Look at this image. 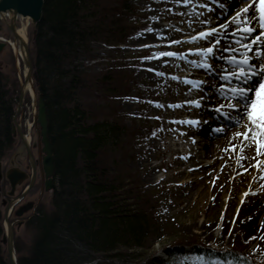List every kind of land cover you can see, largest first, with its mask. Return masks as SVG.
<instances>
[{"label": "trees", "instance_id": "obj_1", "mask_svg": "<svg viewBox=\"0 0 264 264\" xmlns=\"http://www.w3.org/2000/svg\"><path fill=\"white\" fill-rule=\"evenodd\" d=\"M129 1L44 0L42 18L31 36V54L36 90L47 106L56 187L51 206L29 222L34 234L27 249L22 251L16 244L19 264H86L94 260L91 264H137L129 261L130 250L158 234V216L147 202L135 199L138 191L136 197L130 193L124 168L116 160L101 157L114 145L115 136L122 134V126L117 118L109 121L93 115L98 108L87 102L88 93L94 98L117 99L125 90L130 95V88L120 86L118 79L127 67L114 60L97 77L80 62L83 55L93 59V43L121 47L139 32L141 20L131 23L128 19L136 14ZM18 89V81L9 82L0 67V159L13 147ZM2 223L0 206V264H10L2 242ZM167 252L181 250L167 248ZM193 252L198 255L202 250L194 246ZM244 252L238 245L227 256L244 261ZM151 261L161 264L156 258Z\"/></svg>", "mask_w": 264, "mask_h": 264}, {"label": "rangeland", "instance_id": "obj_2", "mask_svg": "<svg viewBox=\"0 0 264 264\" xmlns=\"http://www.w3.org/2000/svg\"><path fill=\"white\" fill-rule=\"evenodd\" d=\"M240 1L236 0V2ZM128 4L136 10L135 15L128 17L129 21L135 23L137 20H141L142 26L139 28V32L149 26L153 27L155 23H160L165 27L166 23L172 20L164 17L174 11L172 0H131ZM238 9L237 5L234 6L230 11V17L232 12L234 13ZM212 16L215 15L209 14L208 17L211 18ZM150 17H159V19L151 20ZM232 28H235V26ZM259 30L253 33V36L258 35ZM32 32V27H30V53L32 49ZM4 33L6 38L13 39L10 31L8 32L6 29ZM137 33L128 40L126 45H120L121 47H110L103 45L101 42H95L92 44L93 51L90 54L93 59L88 60L86 55L80 57V62H83L90 73L97 75V77L102 76L107 66L115 62L114 60L127 67L118 74V79L120 86L130 88V95L125 90L122 91L121 97H117V99L112 96L94 98L93 94L88 93L87 102L90 107L98 108L93 115L109 119V121L117 118L116 122L123 128L122 134L119 137L118 135L115 136V140L112 142L114 145L106 148V154L102 153L101 157L109 162L116 160L117 165L124 168L131 188L130 193L136 197L135 192L138 191V198L135 199L142 203L147 202L148 206H152L155 217L158 216L159 228L156 230L158 234L150 236L142 247L130 250L129 261L137 264H152L151 259L156 258L160 260L161 264H177V262L188 258L186 263L191 264L192 260L201 258L200 261H197V264H201V262L202 264H218L219 262L223 264H264V239H262L264 235H259L258 232H249L244 226L243 215L246 207L243 205L246 204L239 201H241L240 197L246 186V180H241L237 176L227 177L225 181H220L215 189L209 188L205 200L198 206H187L186 200H182L178 204L181 187L174 186L171 181L167 184L162 182V178L169 179L171 177V168H169L171 157L167 152L162 151L164 139H168L169 136L167 137L165 117L157 110L155 104L159 103L164 106V100L158 97L157 94H160L164 89V86H162L164 84L160 82L159 78L162 79L167 74L163 72V76L156 75L158 70L152 60L141 58L148 57L153 52L170 50L167 48L141 47L142 45L154 44H151L148 39H142L147 32H144V35L140 37H137ZM174 39H177V37L171 36L160 43L170 42ZM187 49H177L176 52L185 53ZM190 59L193 60L194 57ZM125 61H131L132 64L127 62L126 65ZM200 61L198 60V62ZM18 64L15 53L12 51L11 45L8 44L0 53V67L8 76L9 82L16 79L19 83L18 67L23 71L21 58ZM149 69L154 71H149ZM168 76L175 75L169 73L166 78ZM199 78L207 79L204 73ZM236 85L238 84H232L231 86ZM133 97L138 99H131ZM155 113H157L156 117H159V119L154 117ZM22 115L23 123L29 116L32 119V102L29 94L25 98ZM232 115H236V113L233 112ZM19 118L20 116H18ZM154 131L156 132L155 136L152 135ZM155 143L157 147L154 146ZM13 150L11 148L0 159L1 162L3 159L5 160V163L2 162V167L3 164L4 166L9 164V156ZM16 152L15 150L13 153ZM145 155H152V158L145 160ZM13 158H16V156L13 155L11 159ZM159 164H161L162 169L157 168ZM128 196L131 195L128 194ZM43 200L46 208L50 207L52 193L45 194ZM248 211L251 210L248 209ZM205 218L208 219L209 224H213L210 233L201 234L196 227L187 229L191 219L203 220ZM33 234L34 228L31 224L15 226V246L17 244L22 251H25L33 238ZM252 237H255V239H252ZM238 245L244 249V253L247 255L245 258L243 257L244 261L242 262H237L227 256L234 249L237 250ZM194 246H199L202 252H206V254L209 252L208 255L201 254L202 252L195 255L193 252ZM167 248H178L181 252L168 254ZM223 256L226 257L223 259ZM94 262L96 260L86 264Z\"/></svg>", "mask_w": 264, "mask_h": 264}, {"label": "bare ground", "instance_id": "obj_3", "mask_svg": "<svg viewBox=\"0 0 264 264\" xmlns=\"http://www.w3.org/2000/svg\"><path fill=\"white\" fill-rule=\"evenodd\" d=\"M248 1L193 0L192 4L185 6L183 3H175L172 0L174 11L164 16L172 20L167 22L165 27L160 23H155L153 26L154 29L160 31V37H158L156 32H147L142 39L150 40L151 44L156 46V49L167 48L170 51L176 52L177 49L188 48L184 53L187 55V61L202 63L205 58L190 53L189 50L211 47L215 43L214 37L194 43L184 42L170 45V42H160L165 41L171 36L177 37L174 40L188 41L190 37L196 36L199 32L207 31L210 28H219L221 24L228 23L240 9L246 7L249 3ZM250 1L252 2V0ZM194 4H206L213 10L208 11L207 8L198 6L194 9ZM236 5L237 9H239L236 12L234 11V13L232 12V16L230 17V11ZM193 11L203 13V15L197 17L191 14ZM180 13L184 15H180ZM209 14L215 16L210 18L208 17ZM205 20L210 21V23H200V21ZM24 24L20 23L18 31L23 37H27L26 30L28 29L29 31L30 23L26 21ZM167 25H171L172 27L169 28ZM234 26L229 24L226 32L224 30L220 31V44L215 51V55L208 58V63L212 66L211 69L195 67L193 64L179 58L163 57L161 59H152V63L157 67L158 72H165L167 75L173 73L178 77L176 80L171 79V76L166 78L167 75L166 77L163 76L162 79L159 78L160 82L164 84L162 85L164 89L157 96L164 100V106L157 107V110L165 117L167 137L169 136L170 138L164 139L162 151L167 152L171 157L169 160L171 177L169 179L162 178L161 180L165 182L164 184L171 181L174 186L181 187V196L177 202L180 204L182 200H186L187 206H198L203 203L209 188L215 189L220 181H225L229 176H237L241 180H246V186L242 191L241 201H239L246 204L243 205L246 207L245 214L243 215L244 226L249 232H258L259 235H264V154L257 156V146L253 144L252 147L245 148L243 152V155L247 159L240 160L238 164L237 161L241 153L239 150L236 152L231 151L230 141L235 145L240 144V140L233 139V137L235 133L244 131L247 119H242L240 124L236 125L235 121L231 118H226L224 115L214 111L218 105L227 103V100L221 97L217 90L222 85L232 87V84L240 83L233 80L229 84L227 81L220 79L224 69L233 70L232 65L220 57L239 56V51H243L240 45L235 43L240 37L232 35V32L235 30V28H232ZM5 41L11 45L14 53L17 52V45L13 43V39H5ZM230 45L239 51L235 53L222 51V49L228 48ZM249 55H252V53ZM191 57H194V59H190ZM198 60L202 61L198 62ZM252 63L259 67L261 61L253 59ZM202 73L206 75L207 79L199 78L200 75L202 76ZM186 79L202 81L203 83L199 87L193 88L192 85L182 82ZM188 100H199L201 107L197 108L185 103ZM176 104H181L183 107H169V105ZM223 111L227 112L228 110L224 109ZM157 113L154 114V117H156ZM185 120H195L199 121V123L196 125L177 123ZM26 121V125L30 127L32 125L31 119H27ZM215 129H223V131L217 132ZM197 135L203 136L200 140L204 142V145L200 146L198 151H193V146L191 149V146L187 147L186 143L191 145L189 143L190 137ZM27 139L30 140V137L27 136ZM196 140L199 139L197 138ZM154 146L157 147V144L155 143ZM225 149H229V151L226 152ZM261 151L264 152V148ZM150 158H152V155H145L144 159L149 160ZM258 161L261 162L260 166L254 167ZM240 164L243 167H240ZM157 168L162 169L161 164L157 165ZM245 169L247 170L245 171ZM248 209L251 211H248ZM192 227L198 228L201 234H205L211 232L213 224H209L207 218L203 220L191 219V222L187 225V229H191ZM218 264L223 263L219 262Z\"/></svg>", "mask_w": 264, "mask_h": 264}, {"label": "snow or ice", "instance_id": "obj_4", "mask_svg": "<svg viewBox=\"0 0 264 264\" xmlns=\"http://www.w3.org/2000/svg\"><path fill=\"white\" fill-rule=\"evenodd\" d=\"M175 3H183L185 6L193 3V0H173ZM207 8L208 11H212L213 9L209 8L206 4H194L195 7ZM221 7H223L221 5ZM170 11V10H169ZM197 17L203 15V13L195 12L193 13ZM180 15H184L180 13ZM151 20H158L159 17H150ZM200 23L208 24L210 21H200ZM229 24L235 25V30L232 32L233 36H239L240 38L235 41L236 44L240 45V48L243 51H239L237 48L232 47L231 45L228 48L222 49L223 52L235 53L239 51V56L230 55L227 57H220L221 59H225L228 64L232 65L233 70L229 71L227 69L223 70V74L220 76L221 80L227 81L229 84L233 80L240 82L236 86L226 87L224 85L218 89V93L221 97L227 100L226 104L218 105L214 111L224 115L226 118H231L235 121L236 125H239L241 120L246 118L247 124L244 125L243 132H237L234 134L233 139H239L240 144L231 145V151L236 152L239 150L241 155L238 158V164L240 160L247 159L243 155L245 148L252 147L255 144L256 147V155L260 156L264 154L261 151L264 148V0H252L251 3H248L246 7L240 9L236 13L234 17L228 23L221 24L219 28H210L207 31L199 32L196 36H192L188 41H180V40H171L170 45L172 44H181L184 42H197L199 40H207L209 37L215 38V43L208 48H197L190 49L189 52L195 55H199L204 57V61L202 63H197L196 61H187V55L184 53H177L173 51H161V52H153L148 57H142L141 59L152 60V59H161L163 57H173L179 58L181 60H185L188 63L193 64L195 67H203L205 69H211V65L208 63V58L215 55V51L220 44L219 33L221 30L227 31ZM257 26L260 29L258 35L253 36V33L257 32ZM167 27L171 28V25H167ZM179 31V29H177ZM144 32L152 33L156 32L158 37H160V31L154 29L149 26L141 32H138L137 37L143 36ZM251 37V39H249ZM134 38V37H133ZM255 46V48H254ZM143 48H152L156 47L155 45H142ZM252 53V55H249ZM253 59L261 61L259 67L256 64L252 63ZM167 63V61H165ZM149 71H154L153 69H149ZM156 75L163 76V72H157ZM171 79L176 80L178 77L172 76ZM183 83H187L192 85L193 88L199 87L202 81H193V80H184ZM128 99V98H126ZM136 100L138 98H131ZM185 103L195 106L197 108L201 107V103L199 100H188ZM156 107H163V105L156 103ZM169 107H183L181 104L169 105ZM227 109L228 111H223ZM235 112L236 115H232ZM159 119V117H156ZM177 123H184L188 125H196L199 121L195 120H185L179 121ZM215 131L220 132L223 129H215ZM153 136L156 135L154 131L152 133ZM225 151H229V149H225ZM261 162H257L254 167H259ZM240 167H243L240 164ZM247 169H245L246 171ZM247 195V193H246ZM255 239V237H252ZM264 239V237H262ZM188 258H185L184 261H179L177 264H186ZM201 258H196L191 261V264H197V261H200ZM202 264V262H201Z\"/></svg>", "mask_w": 264, "mask_h": 264}, {"label": "water", "instance_id": "obj_5", "mask_svg": "<svg viewBox=\"0 0 264 264\" xmlns=\"http://www.w3.org/2000/svg\"><path fill=\"white\" fill-rule=\"evenodd\" d=\"M43 6L44 0H0V53L8 45V42L5 41V39L8 38H6L4 33L7 29L13 37V43L17 45V52H15L17 65H19L18 63L20 58L23 63V71H21L20 67L17 66L19 78V98L16 105V112L13 117L12 132L14 135L19 134L22 138V144L19 146V149L21 152L27 150L34 167V158L31 153L30 142L27 139L28 135L23 131L20 121L23 113V104L26 96L29 94L32 102L33 121L39 124V137L40 142L43 145L42 152L44 153L43 166L46 177L48 178L47 188H50L52 187V177L55 174V157L52 143L48 136L47 106L43 95L38 93L36 90V74L34 73V64L30 53L29 31L28 29L26 30L27 37H23L18 31L20 23L24 24L27 21L30 23L29 28L32 27L33 32H35V27L43 15ZM18 116H20L19 119ZM12 163H14V161H12ZM3 176L2 162L0 161V180ZM5 177L11 183L12 190L10 193L13 194L17 183L24 180L27 177V173L19 168H11L6 171ZM33 181L34 174L30 185H32ZM15 201L16 199H12L9 202L3 218L4 234L2 242L6 244L10 264H19L15 246V229L13 222L9 218Z\"/></svg>", "mask_w": 264, "mask_h": 264}, {"label": "flooded vegetation", "instance_id": "obj_6", "mask_svg": "<svg viewBox=\"0 0 264 264\" xmlns=\"http://www.w3.org/2000/svg\"><path fill=\"white\" fill-rule=\"evenodd\" d=\"M18 81V80H17ZM19 87V83H18ZM23 116V115H22ZM21 116V124L23 131L30 137V148L31 153L34 158V167L30 160L29 153L26 151L21 152V150L18 148L22 144V138L19 134L14 135V146L12 147L14 150L9 156L8 165L4 166L3 164V178L0 180V198H1V207H3L5 214V210L7 208V205L12 199H16L11 212H10V220L13 222V226L15 229V226L26 224L28 225L29 222L43 209L45 208L44 204V195L48 193H52L56 187L55 184V175H53L51 180V186L50 188H47V180L44 166H43V157L44 153L42 152V143L40 142L39 137V124L37 122L33 121V116L31 119L32 125L28 127L26 125L25 121L23 123V119ZM31 116H29L27 119H30ZM25 119V120H27ZM25 128H24V127ZM37 132V135H36ZM19 149V150H18ZM17 151L16 153H13L14 151ZM13 155L16 156V158L11 159ZM11 161H14L12 163ZM5 163V160L3 161ZM11 168H19L20 170H23L27 173V177L22 180L21 182L17 183L14 193L11 194L12 186L8 179H6L5 174L8 169ZM34 174V181L32 185H30V182L33 178ZM30 185V186H29ZM3 214V218H4Z\"/></svg>", "mask_w": 264, "mask_h": 264}]
</instances>
